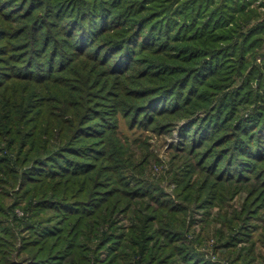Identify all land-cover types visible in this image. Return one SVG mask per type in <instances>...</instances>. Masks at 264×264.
Masks as SVG:
<instances>
[{
	"label": "trees",
	"instance_id": "16d2710c",
	"mask_svg": "<svg viewBox=\"0 0 264 264\" xmlns=\"http://www.w3.org/2000/svg\"><path fill=\"white\" fill-rule=\"evenodd\" d=\"M262 57L264 0H0V264H223L188 211L241 190L216 246L263 259ZM120 115L176 131L171 193L132 173Z\"/></svg>",
	"mask_w": 264,
	"mask_h": 264
},
{
	"label": "rangeland",
	"instance_id": "374dc122",
	"mask_svg": "<svg viewBox=\"0 0 264 264\" xmlns=\"http://www.w3.org/2000/svg\"><path fill=\"white\" fill-rule=\"evenodd\" d=\"M258 62H264V57L259 58ZM120 128L123 130L122 136L129 146V153L133 155L136 164L135 173L137 177L146 179L150 182H160L164 185L166 192L171 193L174 184H167L166 180L169 169V161L171 160L172 149L171 145L175 141L176 131L171 135L153 131L152 128L147 130H139L137 128L130 129L123 116L120 115ZM247 191L241 190L234 194L227 201L208 209V213L202 209L191 207L188 211L187 222L192 223L189 239L198 238L201 242L198 245L199 251L203 253L205 258L210 260H218L223 264H227L224 255L227 254V247L217 248L216 230L222 227V216L233 214L234 211L241 209L243 202L246 201ZM14 213L17 216L23 217V210L16 207ZM264 218V204L259 210L258 216ZM125 218V217H124ZM127 226L125 219L122 220ZM258 224H262L257 221ZM216 234V235H215ZM257 237V236H256ZM259 240L255 243L254 252L256 256L264 257V236L258 237ZM263 239V240H261ZM248 241L241 240L238 243V248L248 246ZM254 264H264V258H257Z\"/></svg>",
	"mask_w": 264,
	"mask_h": 264
}]
</instances>
